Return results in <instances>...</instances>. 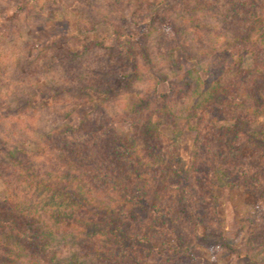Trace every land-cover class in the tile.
<instances>
[{
  "label": "trees",
  "instance_id": "trees-1",
  "mask_svg": "<svg viewBox=\"0 0 264 264\" xmlns=\"http://www.w3.org/2000/svg\"><path fill=\"white\" fill-rule=\"evenodd\" d=\"M21 1L33 14V4ZM209 1L181 0L178 8L160 0L161 13L148 15L152 26L161 25L153 30L158 46L117 24L111 47L88 44L81 54L61 42L51 51L59 63L34 71L26 57L16 65V86L0 88L1 129L7 118L16 128L23 116L27 129L28 120L36 122L29 70L53 75L54 105L92 103L94 110L76 127L67 122L70 111L52 112L34 154L15 144V128L7 136L2 130L0 178L12 197L0 202V235L8 232L0 264L25 256L30 264H59L46 253L55 238L49 223L79 242L83 252L70 264H79L81 254L96 264H195L193 244L214 231L221 185L264 199V0ZM178 51L184 57L177 62ZM247 53L254 55L251 66ZM162 56L169 68L158 62ZM163 81L170 90L159 94ZM133 95L137 102L118 118V104ZM118 122L131 129L118 131ZM161 127L175 136L195 133L188 168ZM19 187L28 189L27 207L16 200ZM155 255L159 263L150 261Z\"/></svg>",
  "mask_w": 264,
  "mask_h": 264
},
{
  "label": "rangeland",
  "instance_id": "rangeland-1",
  "mask_svg": "<svg viewBox=\"0 0 264 264\" xmlns=\"http://www.w3.org/2000/svg\"><path fill=\"white\" fill-rule=\"evenodd\" d=\"M27 1L35 8L31 15H27V11L20 8L21 0H0V79L3 80L0 88L4 90L9 87L13 89L12 84L15 79L13 76L18 74L16 65L23 62L26 57L31 58L34 71H40L43 62L52 63L51 61L54 60L59 63L51 51L54 47L61 46V42L71 51L81 54L84 53L85 45L88 44L111 47L115 44V38L112 35L115 29L114 25L117 24L136 39H142L143 36L148 35L154 46L159 44L158 34L153 30L158 29L161 25L152 26L148 15H152L154 12L161 13L162 9L158 6L160 0ZM170 1L178 8L181 7V0ZM207 2L210 3L209 0ZM213 2L212 0L211 3ZM252 41H254L252 45L256 48L260 47L259 34L253 36ZM255 42L258 43L255 44ZM175 56L177 62L184 57L180 51ZM245 57L246 66H251L254 55L247 53ZM158 62L162 65L164 63L166 68H169V65L165 64L164 56L160 57ZM182 62L186 69L191 67L190 62L184 60ZM171 75L173 76V73ZM52 78V74L34 76L32 70L28 72L27 83H31L32 88H35L36 91V95L33 96L36 106V122L32 119L28 120L33 123L32 128H26L28 116L19 119L18 128L9 118L6 119L2 129L0 128V137L2 130L7 136L12 134V130L15 128V132L19 135L16 137L15 144L19 149L30 154H34L41 144L43 138L40 129L41 126H44L42 121L48 120L52 112L55 110L70 111L67 122L76 127L94 110L92 103H82L77 108H70L66 101L59 100L58 105H54L55 100L51 96L54 91L53 84L50 82ZM54 79L56 83H59L64 78L55 76ZM141 87L143 89L145 85L143 84ZM157 89L159 94L167 93L170 90V83L163 81ZM135 102H137L135 95L120 101L116 108L118 118L123 116L121 115L123 112H129ZM45 106H49L47 111L41 110V107ZM5 115L6 110H3L2 116ZM116 128L120 132H126L131 129V123L118 122ZM26 129L27 135L21 136L22 131ZM161 131L167 137L175 139L181 163L183 167L188 168L192 159L195 133L187 131L182 135L175 136L167 127H161ZM15 193L16 200L23 207H27L30 202L27 194L29 193L28 189L19 187ZM10 197H12L10 188L0 178V202L10 199ZM215 212L217 219L214 221V231L193 244L192 254L195 264H264V199L259 195L247 192L242 187L223 184L218 191ZM49 224L50 228L48 229L55 234V238L51 244L47 245L46 253L50 257L53 254L55 262L61 261L59 264H70L67 260L81 248L78 245L79 242L66 235L64 229H58L51 223ZM255 230H258V235L253 234ZM7 234L8 232L4 231L0 235V240L6 241ZM79 252L83 251L79 250ZM79 257V264H96L97 262V258L94 256H89L88 260L85 259L84 254ZM161 260L162 257L157 255L150 258L153 263H159ZM19 262V264H30L26 256L22 257Z\"/></svg>",
  "mask_w": 264,
  "mask_h": 264
}]
</instances>
